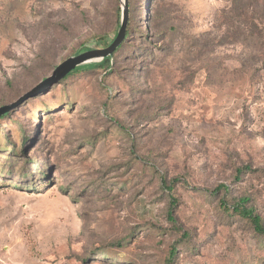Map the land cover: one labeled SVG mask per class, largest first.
<instances>
[{
  "label": "rangeland",
  "instance_id": "obj_1",
  "mask_svg": "<svg viewBox=\"0 0 264 264\" xmlns=\"http://www.w3.org/2000/svg\"><path fill=\"white\" fill-rule=\"evenodd\" d=\"M128 4L0 0V264H264V0Z\"/></svg>",
  "mask_w": 264,
  "mask_h": 264
},
{
  "label": "trees",
  "instance_id": "obj_2",
  "mask_svg": "<svg viewBox=\"0 0 264 264\" xmlns=\"http://www.w3.org/2000/svg\"><path fill=\"white\" fill-rule=\"evenodd\" d=\"M128 8H129V4H128ZM128 22L129 21H127V23ZM128 35H129V26H126L124 37L122 38L120 43L113 49L112 53H115L118 49H120L124 45V41ZM111 56L104 57L101 60V62L98 63L97 65H104V67L106 69L111 68V66H112V61H111L112 57ZM77 68L78 67H76L72 71L68 72V74H66L65 77L61 81L68 78L70 76V74H72L74 71H77ZM8 113L9 112L7 111V112L3 113L2 115H0V119L7 116ZM25 142H26V138H24L22 140V144L24 145ZM221 188L226 189V186L224 184H219L214 190H212V192L216 193V191H218ZM247 202H248V198L242 197L238 201L234 202L229 209H231L232 212H234L235 214H237L238 216H240L241 218H244L247 222H249L257 234L264 236V225L262 223V219L257 213H255L253 208L246 206ZM175 204H176V201L173 199L170 202V210H169V214H168V216L171 220L173 219V217L171 216L172 215L171 209L175 206ZM221 205L225 206V203H221ZM225 209H227V207H225ZM172 253H174V251H172ZM166 264H170V261L167 260Z\"/></svg>",
  "mask_w": 264,
  "mask_h": 264
},
{
  "label": "water",
  "instance_id": "obj_3",
  "mask_svg": "<svg viewBox=\"0 0 264 264\" xmlns=\"http://www.w3.org/2000/svg\"><path fill=\"white\" fill-rule=\"evenodd\" d=\"M127 17H128V0H124L121 23H120L118 32L116 34V37L112 41V43L105 49H102V50H90V51H87V52H84V53H81V54H78V55L72 57L70 59V62H69L70 63L69 68L75 66L76 64L84 61L87 58L94 57V56H97L99 54L101 56L110 54L113 51V49L120 43L122 38L124 37L125 25L127 23ZM23 97H25V96H23ZM23 97L19 98L17 101H15V102H13V103H11L9 105L0 107V115H2L3 113L7 112L13 106H15L17 103H19V101H21Z\"/></svg>",
  "mask_w": 264,
  "mask_h": 264
}]
</instances>
